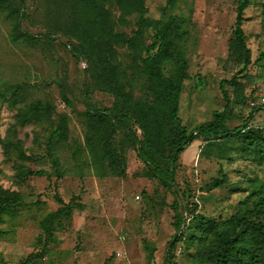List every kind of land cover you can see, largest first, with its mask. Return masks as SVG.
Instances as JSON below:
<instances>
[{
  "label": "rangeland",
  "instance_id": "374dc122",
  "mask_svg": "<svg viewBox=\"0 0 264 264\" xmlns=\"http://www.w3.org/2000/svg\"><path fill=\"white\" fill-rule=\"evenodd\" d=\"M167 1L146 0V16L151 20H167L170 15L184 18L185 36L180 45L188 58V78L180 97L179 122L188 130L211 122L216 111L225 110L228 94L232 103L226 125L232 130L250 115L254 104L259 105L264 79V58L260 57L264 52V0H249L245 10L243 27L252 51L246 67L239 53L230 48L238 0H178L174 10L165 9ZM5 2L14 8L19 0ZM23 2L21 29L40 35L41 42L12 38L14 18L1 7L0 80L25 86L26 103L49 99L56 111L47 121L22 126L16 124L17 109L10 99L1 103L0 185L18 191L21 204L13 205L0 221V264H168L167 260L169 264H208L199 254L200 232L188 231L185 224L177 231L174 203L181 197L184 205L189 204V211L180 209L188 222L193 212L217 220L231 217L244 207L241 201L249 191L264 183V141L261 146H248L236 138L210 145L203 138L195 141L178 162L176 181L186 198L148 176L137 147L120 129L109 137L120 156L119 167L113 171L101 153L108 133L98 146L89 141L90 136L103 133L87 121L84 88L91 80L85 72L86 60L74 55L69 44L77 42L62 32L72 26L69 8L62 0ZM112 8L119 14L116 5ZM136 20V15L130 17L129 24L119 25L118 30L130 34ZM153 39L154 30H146L147 44ZM118 51L117 60L131 74V52L127 47ZM173 70V62L167 61L164 73L170 75ZM137 72L131 75L134 91L136 97H143L146 78ZM234 74L245 85L244 99L238 86L225 81ZM91 102L98 108L116 104L114 96L97 89L92 90ZM62 113L68 114V132L58 138L54 132ZM251 124L260 127L264 137V109L254 115ZM137 134L141 136L140 129ZM18 142L25 156L15 145ZM6 144L13 145L7 150ZM169 148L170 144L164 146V156ZM220 171L226 182L215 188L211 180L221 177ZM56 194L66 203L73 198L76 203L46 243L41 220L62 206ZM178 236L173 256L166 258L169 243Z\"/></svg>",
  "mask_w": 264,
  "mask_h": 264
},
{
  "label": "trees",
  "instance_id": "16d2710c",
  "mask_svg": "<svg viewBox=\"0 0 264 264\" xmlns=\"http://www.w3.org/2000/svg\"><path fill=\"white\" fill-rule=\"evenodd\" d=\"M6 0H0V9L6 8L8 14L14 18V27L11 32L15 40H26L40 43L41 36L21 29L20 21L25 16L24 2L19 0L14 6ZM68 9L72 26L62 29V32L77 43L69 44L74 55L86 60L85 72L91 80L84 88L83 103L86 105L87 121L90 126L102 132L101 136L92 135L89 141L97 145L103 135L108 138L101 144L102 158L108 160L113 171L119 167L120 156L112 145L110 135L118 129L123 131L126 138L138 149L139 157L146 163L148 176L156 177L160 182L176 191H181L186 198L187 193L181 190L176 181L180 155L195 141L203 140L207 145L216 141L240 139L245 145H263L264 137L260 127L252 126L254 115L264 105H253L252 112L244 122L233 128H227L226 121L231 116V99L226 94L227 104L223 112L216 111L211 122L188 130L179 122L180 97L184 82L188 78V58L180 45L185 36L183 29L184 18L170 15L167 20L150 19L146 16L148 8L146 0H62ZM178 0H168L166 10H174ZM112 5H116L119 14L116 15ZM249 0H238L237 17L231 49L236 50L243 60L244 67L252 59L251 48L247 45L244 31L245 10L249 7ZM18 6V7H17ZM136 15V28L130 34L118 30L119 25H127L130 17ZM154 30V39L148 43L145 40L146 30ZM71 30V31H70ZM52 38V34H45ZM127 47L131 52L133 71L131 74L117 60L118 48ZM264 58V52L260 56ZM172 61V74L164 73V65ZM145 76V94L136 97L133 85V76L138 72ZM228 84L238 86V93L243 98L242 91L245 85L238 82V75L225 80ZM93 89L104 91L114 96L116 104L111 107L98 108L91 102ZM63 92V88L61 89ZM66 104L70 101L64 96ZM7 98L17 109L16 124L25 126L31 121H47L56 111V104L49 99H36L26 103L27 90L21 84H14L0 80V107ZM244 99V98H243ZM141 130V136L137 134ZM68 132V114L62 113L61 120L55 134L58 138H65ZM170 144L169 152L163 154V148ZM13 144H6L8 150ZM21 155L25 152L20 143L15 144ZM205 147L201 148L204 153ZM94 151V150H93ZM167 158L168 161H163ZM167 162V163H166ZM54 166L59 167V159H54ZM221 177L211 180L213 187H220L226 182L225 174L220 171ZM122 174H124L122 172ZM250 181L256 182L251 179ZM240 190V188H236ZM20 193L6 189L0 185V221L3 214L13 205L21 204ZM174 203L175 224L179 231L184 225L188 231L200 232L198 241L199 254L208 264H264V183L255 185L246 198L241 201L244 207L226 220L193 212L189 222L180 214V209L189 211L190 206L183 204L181 197ZM56 199L62 204L57 210L49 212L41 220V226L47 237L45 242L53 239L57 225L73 210V198L70 202L56 194ZM78 207L83 205L77 203ZM194 236V235H193ZM180 240L178 236L166 254L172 255V250ZM149 247V245H147ZM41 257V253L37 254ZM29 261V260H28ZM167 263L169 264L168 260Z\"/></svg>",
  "mask_w": 264,
  "mask_h": 264
},
{
  "label": "built area",
  "instance_id": "2783aa9c",
  "mask_svg": "<svg viewBox=\"0 0 264 264\" xmlns=\"http://www.w3.org/2000/svg\"><path fill=\"white\" fill-rule=\"evenodd\" d=\"M259 104L264 105V79H263V83H262L261 92L259 95Z\"/></svg>",
  "mask_w": 264,
  "mask_h": 264
},
{
  "label": "water",
  "instance_id": "95a60500",
  "mask_svg": "<svg viewBox=\"0 0 264 264\" xmlns=\"http://www.w3.org/2000/svg\"><path fill=\"white\" fill-rule=\"evenodd\" d=\"M175 240H176V237H174V238L172 239V241L169 243L168 249L171 248V246H172V244L175 242Z\"/></svg>",
  "mask_w": 264,
  "mask_h": 264
}]
</instances>
